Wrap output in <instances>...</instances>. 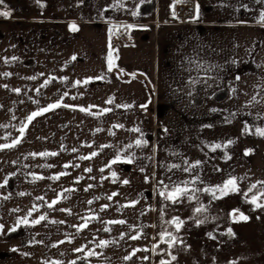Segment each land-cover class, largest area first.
Returning <instances> with one entry per match:
<instances>
[{
    "label": "crops",
    "instance_id": "crops-1",
    "mask_svg": "<svg viewBox=\"0 0 264 264\" xmlns=\"http://www.w3.org/2000/svg\"><path fill=\"white\" fill-rule=\"evenodd\" d=\"M4 1L0 144L19 138L31 112L57 100L70 107L37 116L19 144L0 149V264H154L159 233L179 230L157 228L146 188H214L234 176L239 191L260 190L248 192L264 181L255 133L264 128V0H194L185 22L174 0H44L43 15ZM40 152L57 155H32ZM228 246L221 261L240 262ZM254 254L242 262L259 264Z\"/></svg>",
    "mask_w": 264,
    "mask_h": 264
},
{
    "label": "rangeland",
    "instance_id": "rangeland-1",
    "mask_svg": "<svg viewBox=\"0 0 264 264\" xmlns=\"http://www.w3.org/2000/svg\"><path fill=\"white\" fill-rule=\"evenodd\" d=\"M19 1L17 0L16 3ZM48 4L44 0H21L22 6H17L15 11L25 13L31 7L30 10L34 8L37 15H43L45 8L50 6ZM204 189H190L188 194L177 202L166 200L161 196L160 192L163 190L159 187L145 189L146 205L152 207L160 219H158L157 228L160 229L159 221H162L161 225L166 230L170 228V225L174 227L169 221L178 217L185 223L178 233L172 234L180 240L190 242H177L170 246L167 243L169 238L165 236L161 240L163 246H158L162 256H158L159 262L154 264H160L162 259L159 257H163L166 264H230L222 262L220 258L221 250L228 244L229 255L238 254V258L241 260L239 262V260L235 261L237 257L233 258L231 264L238 262V264H244L242 262L244 254L251 255V252L254 251H257L254 256L259 257V264H264V208H256L250 202L252 196L244 191L229 192L223 196L217 192L214 198L211 192L204 191ZM192 196H195L196 199H191ZM258 202L264 204V198H260ZM201 206L206 211L195 213V209ZM234 210L236 219L233 218ZM240 213L248 216L249 219L247 221L239 219ZM193 217L204 222L197 225L196 219ZM229 228L232 229L234 235L228 234ZM167 232H171V230L169 229ZM203 243L206 244V247ZM190 244L194 246H189ZM173 255L176 256L175 260L171 259ZM208 256L210 258H207ZM193 258L205 259V261L194 262Z\"/></svg>",
    "mask_w": 264,
    "mask_h": 264
},
{
    "label": "snow or ice",
    "instance_id": "snow-or-ice-1",
    "mask_svg": "<svg viewBox=\"0 0 264 264\" xmlns=\"http://www.w3.org/2000/svg\"><path fill=\"white\" fill-rule=\"evenodd\" d=\"M2 2H3V0H0V3H2ZM0 15H3V16H5V17H7V16L10 15V13L5 11V12L0 13ZM260 23L264 24V12H261V14H260ZM71 30H73V31H76V30H77L75 24H72V25H71ZM109 57H111V52L109 53ZM11 59H12V60H15L16 57H12ZM73 59H75V57H73ZM5 60H6V62H7L8 58H5ZM112 66H113V65H112V63H111V59H109V64H108V68H109V70H111ZM3 75H4V76H9V75H11V73H7V72H6V73H3ZM103 78H104L103 76H100V77H96L95 79H103ZM29 79H35V77H30ZM65 79H66V78H65ZM91 79H92V78H86V79L83 81V83H88V82H90ZM47 83H49V81H45V84L42 85L41 87L46 86ZM80 83H81V81H76V84H80ZM5 87H7V85H5ZM13 91L19 93V92H20V89H13ZM37 91H39V89H37ZM67 95H68V93L65 92V93H64V96H67ZM253 100H255V97H253ZM36 103H38V101H37ZM108 103L111 104V103H112V100L110 99V100L108 101ZM61 106H63V107H70L69 105H66V104H63V105H62L61 100H57V101L54 102V103H50V104H48L46 107H42V108H39V110H37V111H33V112H31L29 115H27V116L25 117V121H26V122H22V123H21V126H20V128H19V133H20L19 138L13 139L12 142H11L10 144H9V143L0 144V149H6V148H12V147H15V146H16L17 144H19V143L21 142V140L23 139L24 134H25V132H26V129H27L28 125H29V124H30V123H31V122H32L37 116H40V115H42V114H44V113H46V112H48V111H50V110H53V109L58 108V107H61ZM117 107H121V106L118 105ZM122 107H128V105H123ZM80 110H81V111H85V112H88V111H89L88 108H83V107H82ZM101 111H102V112H109V111H111V109H102ZM13 118H15V117H13ZM118 127H122V126H121V125H118ZM97 131H99V129H97ZM136 131H139V129H136ZM245 131H248V129L245 128ZM255 133H256L257 135L264 136V128H262V127H257V128L255 129ZM135 143H136L137 146H140V145H141L142 143H144V142H142V141H140V140H137ZM228 143L231 144V143H233V142H232V141H228ZM129 147H131V145H129ZM219 147H221L220 144H216V145H215V148H219ZM73 151H76V149H73ZM249 151H250V150H249ZM245 154H248V151H246ZM32 155H39V156L53 155V156H54V155H57V153H55V152H53V153H49V152H40V153H33ZM96 155H97L96 152H92V153H91V156H96ZM89 158H90V157H81V159H89ZM119 159H120V157L117 156L116 159L113 161V163H115V162L118 161ZM128 162H131V161L129 160ZM199 163H200V161H197V162H196V165H199ZM196 165H192V166H190L189 168H184L183 171L188 172V171L191 170L192 167H196ZM68 166H69V165H67V164L64 165V167H68ZM77 166H78V165H77ZM48 167H51V165H48ZM172 167H176V168H178V167H180V166H179V165H172ZM86 171H91V169H86ZM102 171H103V170H102ZM63 175H66V173L61 172L58 176L51 177V179H59V176H63ZM112 175L115 176V173H112ZM42 178H43V177H38V176H36L35 174H33V179H42ZM146 179H147V178H146ZM196 179H199V177H196ZM241 179H243V178H241ZM7 182H8L7 179H5L4 184H7ZM124 183H128V181L125 180ZM160 183L163 184L162 181H161ZM188 183H189L188 181H183V182H181V184L185 185V186H183V187L181 186V184H175V185L172 187L171 191H167L168 186H167V185H164V188H165L166 191H161V192H160V195L163 196L166 200H171V201H173V202H177L181 197L186 196V195L188 194L189 189L186 187V185H187ZM257 184H259V185L261 186V187H260V190H259L256 194L252 195V197H251V201H250V202H251L256 208H264V204H261V203L258 202V200H259L260 198H264V181H258L257 183L250 185V187L248 188V192H252L253 189H256V188H257ZM0 186H2V185H0ZM88 187H92V186L89 185ZM204 191L211 192V193L213 194V197H214V198L216 197V193H217V192H219L221 196H223V195H227L229 192H237V191H239V188H238V186H237V178L234 177V176H233V177H230L228 180H226V181L223 183L222 186H221V185H217V186H215L214 188H206V189H204ZM21 195H23V193H21ZM113 195H116V194L113 193ZM190 198H191V199H196L195 196H192V197H190ZM37 199H41V198L38 197ZM108 199L111 200V199H112V196H109ZM55 203H57L56 200L52 201V203L49 204L48 206H49V207H52V205L55 204ZM89 203H91V201H89ZM135 203H136V201H133V202H132L133 205H134ZM102 207H103V208H107L108 205H104V206H102ZM62 211H63V209H62ZM205 211H206V209H205L204 207H202V206H201V207H197V208L195 209V213H202V212H205ZM29 215H31V213H29ZM193 218L196 219V223H197V225H199L200 223H203V222H204V221H202V220H199L198 218H195V217H193ZM233 218L236 219V217H235V210H234V213H233ZM44 219H46V217H45V216H41L38 220L33 221V223H39L41 220H44ZM90 219H98V217L93 216V217H91ZM239 219L244 220V221H247V220L249 219V217L246 216V215H244L243 213H240ZM25 222H26V221H25ZM108 223H113V224H115V223H121V224H122V223H125V221H123V220H120V221H109ZM169 223L172 224V225H174L175 229L178 231V230L183 226V224L185 223V221L179 219L178 217H174L171 221H169ZM87 226H88V225H87V221H85V223H83V224H81V225L78 226V229H83V228H86ZM2 227H3V226L0 225V228H2ZM108 230H109V229H105V231H108ZM228 234H229V235H234V233L232 232V229H231V228L228 229ZM209 235L211 236V233H209ZM159 236H160L161 239H164V237L167 236V237L169 238L168 241H167V243H168L170 246L175 245L177 242L182 243V241H178V238H177L176 236H174L171 232H167V231H165V232H161V233H159ZM138 238H139L138 236H133V237H131V239H138ZM108 243H109V241H106V240L100 241V246H106ZM81 250H82V249H79V248L75 249V251H77V252H80ZM95 254H96L95 252H91V251L88 253V255H95ZM130 258H131V257H125V259H130ZM171 259H172V260H175V259H176V256L173 255V256L171 257ZM57 264H59V262H57ZM73 264H75V262H73ZM160 264H166V261L161 260V261H160Z\"/></svg>",
    "mask_w": 264,
    "mask_h": 264
},
{
    "label": "built area",
    "instance_id": "built-area-1",
    "mask_svg": "<svg viewBox=\"0 0 264 264\" xmlns=\"http://www.w3.org/2000/svg\"><path fill=\"white\" fill-rule=\"evenodd\" d=\"M193 1L194 0H174V15L177 20L185 22L192 18Z\"/></svg>",
    "mask_w": 264,
    "mask_h": 264
},
{
    "label": "flooded vegetation",
    "instance_id": "flooded-vegetation-1",
    "mask_svg": "<svg viewBox=\"0 0 264 264\" xmlns=\"http://www.w3.org/2000/svg\"><path fill=\"white\" fill-rule=\"evenodd\" d=\"M4 2H6V3H9V4H10V3H15L16 1H6V0H5Z\"/></svg>",
    "mask_w": 264,
    "mask_h": 264
},
{
    "label": "trees",
    "instance_id": "trees-1",
    "mask_svg": "<svg viewBox=\"0 0 264 264\" xmlns=\"http://www.w3.org/2000/svg\"><path fill=\"white\" fill-rule=\"evenodd\" d=\"M111 56H114V54H113V50H111Z\"/></svg>",
    "mask_w": 264,
    "mask_h": 264
}]
</instances>
